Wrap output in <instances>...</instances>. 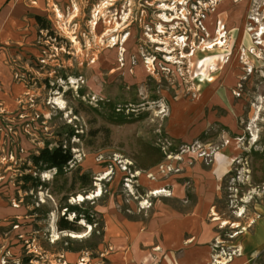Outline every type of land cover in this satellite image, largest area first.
I'll return each mask as SVG.
<instances>
[{"label":"rangeland","instance_id":"1","mask_svg":"<svg viewBox=\"0 0 264 264\" xmlns=\"http://www.w3.org/2000/svg\"><path fill=\"white\" fill-rule=\"evenodd\" d=\"M51 2L29 1L47 29L23 14L0 51V184L19 210L0 264H109L111 213L147 220L155 205L194 207V167L209 169L220 151L230 165L206 212L216 235L201 264H262L264 248L247 259L243 243L264 224V0H63L60 18ZM220 35L222 46L205 47ZM58 145L72 160L43 178L31 157ZM67 204L92 222L60 230L74 217Z\"/></svg>","mask_w":264,"mask_h":264},{"label":"crops","instance_id":"2","mask_svg":"<svg viewBox=\"0 0 264 264\" xmlns=\"http://www.w3.org/2000/svg\"><path fill=\"white\" fill-rule=\"evenodd\" d=\"M54 1L55 4L53 0H35V4L45 8L46 2H51L56 8L63 0ZM31 6L29 0H0V51H7L6 43L21 32L23 14H33L34 18L38 15ZM230 157L228 152L220 151L209 169L194 167V207L155 205L148 210L151 216L147 220L139 216L132 221L120 213H111L113 216L105 222V241L113 250L109 251V264H201L210 254V243L216 235L206 222V212L218 182L229 169ZM4 189L0 184V255L14 251V218L19 215ZM243 246V258L247 259L264 248V224L258 226L255 236L246 238Z\"/></svg>","mask_w":264,"mask_h":264},{"label":"trees","instance_id":"3","mask_svg":"<svg viewBox=\"0 0 264 264\" xmlns=\"http://www.w3.org/2000/svg\"><path fill=\"white\" fill-rule=\"evenodd\" d=\"M35 20L39 24L41 28L47 29L48 26L44 24V19L39 16L35 15ZM31 160L33 162L34 168L39 171H45L48 169H55V176L63 173L64 167L68 164L70 160H72V153L69 148L62 147L61 145H58L56 147L50 148L48 146L43 147L40 149V151L37 154L32 155ZM21 179L23 182H27L29 179H34V186H37L38 184H41L37 177L33 178L31 174L24 173L21 174ZM88 177L87 173H81L78 175V181L82 184V187L88 184V180H86ZM55 179V178H54ZM66 208L64 215L66 212L74 213V217L69 220L65 217H61L57 221V227L60 230L63 229H69V230H78L76 228L75 223L81 219H84L87 221L88 224L92 222V215H90L87 212H84L80 209V207L76 204H67L64 206ZM264 264V261L263 263Z\"/></svg>","mask_w":264,"mask_h":264},{"label":"bare ground","instance_id":"4","mask_svg":"<svg viewBox=\"0 0 264 264\" xmlns=\"http://www.w3.org/2000/svg\"><path fill=\"white\" fill-rule=\"evenodd\" d=\"M111 5V4H110ZM102 8H106V6L105 5H102ZM172 7H170V6H167V5H163V10H168V9H171ZM55 9H57V8H55ZM100 9H98L97 11H99ZM57 13H58V16H62L61 15V13H60V11L59 10H57ZM160 20L161 21H163V22H168V21H171V19L172 18H169V16H167L166 14H162L161 16H160ZM95 19H97L96 17H93V19H92V21H91V24L92 25H96V20ZM117 27H119L118 26V24H117ZM114 31H117V29H113V32ZM157 32L158 33H166V30L164 29V27H163V25H161V24H159L158 25V30H157ZM259 35H262L263 34V29H261L260 31H259V33H258ZM127 35H125L124 36V39H123V41L125 42L126 41V39H127ZM221 35H220V38L218 37L217 38V41H214V42H211V43H209V44H207L205 47L206 48H210V49H213L214 48V46L215 45H218V46H222L223 45V43L221 42L222 40H221ZM152 39V41H158V39L156 38H151ZM73 41H75V39H73ZM110 41H111V45L110 46H114L115 45V43L113 42L114 41V38H112V39H110ZM176 45L178 46V45H181L182 44V40L179 42V38L177 37L176 38ZM113 42V43H112ZM160 43H164V46H163V48L161 49V51H164V52H166V53H170V54H172V51L174 50V48H169L168 47V41H165V40H160ZM204 47V48H205ZM182 56H186V55H184V54H182ZM167 58L170 60L172 57L171 56H167ZM151 62V60L150 59H148V63H150ZM176 62H180L179 60L177 61L176 60ZM70 83H76V80L75 79H71L70 81H69ZM65 88H67V86H65ZM57 95L56 96H54L52 99H51V101L50 102H52V103H54V104H57L58 105V107L59 108H64L65 107V105H64V101L62 100V98H61V96H60V94H59V92H55ZM42 173V176H43V178H47L48 176H50V173H49V171L48 170H45V171H42L41 172ZM105 174H107V173H105ZM103 177V176H102ZM101 177V178H102ZM127 186H129V187H131L130 186V184H127ZM164 190H156V191H151V194L153 195V194H158V193H161V192H163ZM100 194H101V191H100V188H98V189H96L95 191H93L92 193H89V194H87L86 196H84V195H81V194H78V196H77V200H79V201H82V200H84V199H88V198H94V197H97V196H100ZM143 203H146L145 201L143 202ZM143 207H147L146 205H144ZM213 215H214V217H213V219H218V216L216 215V213L213 211V213H212ZM227 222L226 221H222V224L223 225H225ZM53 226H54V224H52ZM74 235L75 236H79V235H81L80 233H74ZM218 262H221V261H218Z\"/></svg>","mask_w":264,"mask_h":264},{"label":"built area","instance_id":"5","mask_svg":"<svg viewBox=\"0 0 264 264\" xmlns=\"http://www.w3.org/2000/svg\"><path fill=\"white\" fill-rule=\"evenodd\" d=\"M30 2H32V3H35V0H29ZM72 7H74V9H75V6L73 5V3H72ZM57 8V7H56ZM54 10V14H55V16L57 17V18H60L61 16H58V13H57V10H59L58 8L57 9H53ZM60 11V10H59ZM61 13V12H60ZM230 255V254H229ZM219 260H217V262H218Z\"/></svg>","mask_w":264,"mask_h":264}]
</instances>
